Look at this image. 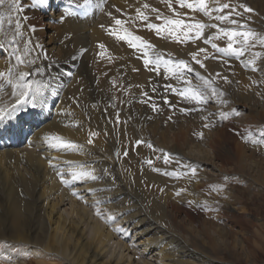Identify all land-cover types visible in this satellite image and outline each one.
I'll return each mask as SVG.
<instances>
[{
  "label": "rangeland",
  "instance_id": "obj_1",
  "mask_svg": "<svg viewBox=\"0 0 264 264\" xmlns=\"http://www.w3.org/2000/svg\"><path fill=\"white\" fill-rule=\"evenodd\" d=\"M51 1L52 0H47L46 4H41L40 0H20L19 7L21 10L19 11V13L13 11L12 7H8V9L14 13V16L11 14L8 16V18L12 16L13 18L10 19L11 23L9 20V29H3L1 31L2 35H4L6 39L13 38L15 40H25V38H27L31 41H39L37 39L38 36L35 34V31L32 32L29 31V29L33 26L35 28H40L43 19L51 13V10H49L52 6L50 4ZM137 1L138 0H136V2ZM187 2H194V0H187ZM210 2L211 0H209V3ZM220 2H230L232 4H237L240 2L246 3L254 11L249 14H244V21L247 22V26L253 31L260 35H264V0H220ZM90 3L92 4V7L96 8V4L93 1ZM91 4L89 5V7L91 6ZM172 4L173 8L168 10L170 14L166 15L168 16V18L182 19L185 21V24H194L195 22L200 21L201 23L206 22L205 24L208 25L216 23L219 27H235L232 25H228L227 22L221 23L219 21H216L214 17L218 13H216L215 11L212 12L211 17H207L198 10L188 9L186 7L182 8L178 3H176V0H172ZM9 6H11V4ZM123 6L124 5H120V7L118 5H110V11H108V13L112 12V14L115 16V11H117V9H120V11H117L120 19L123 20V22H126L128 25L129 23L131 24L132 21L131 25H133V29H131L130 31L134 35L141 37V39L150 44L151 47L147 49H140L142 51L136 48V51H134V49L130 48L125 42L117 43L115 46L122 48L127 53L122 56L124 58H119L121 66L124 67L128 65L127 67L133 68L135 60L134 57L135 55H140V52H142L143 54L146 52V58L148 59L151 58V54L157 53L156 51L162 54L167 53L172 60H178L174 56L180 57L181 55L184 57L185 54V59H188L189 64L192 66L194 65L193 67L197 68L198 72L201 73L202 76L208 79H212L214 82V86L217 87L218 91H222L223 89L225 95L223 97H220V99L226 100L227 103L218 104L216 99H210L203 105H197L195 102H186L181 97L178 99L179 95H177V97L175 96V99H178L177 101L172 97L174 93L170 91L172 95L168 93L165 99L168 100L170 98V101H168V103L170 102L171 110L166 109V106L164 107V98L162 99V97H159V95H154L147 102H151V104L152 102L156 103V105L159 107V109L156 111L158 114L152 111L151 107L149 106L150 103H145V105H143L144 103L142 104V100H140V103L142 104L141 107H143L141 108V111L147 109V112H149L151 110L150 113L146 116L147 119H150H146L143 121L141 119L135 122L132 121V123L130 124V122H128L126 119V111L127 109L129 110V101L135 95L132 92L134 88H132L131 85L128 86L122 83L124 80L120 79V77L118 80L114 73H109L107 68L100 69L99 65H105L107 64V61H102L103 64L102 62H99L98 64L94 61L90 62V59L89 61H82L81 66H84L86 61L88 62L86 63L87 73H80L79 71H76L71 81H77L74 82L77 84V86L74 84L76 87H83L82 91L85 98H83L82 101L85 102H78L76 97V102L72 98V101H69L70 104L67 103V107L69 106L68 109H66L67 113L74 112L75 115L73 116L74 118L77 116V118L73 120L72 123L75 122L73 125L72 123L70 124L69 122H67L66 127L82 126L83 130L85 128L84 132L79 135V141H81L84 145L80 144L79 147L83 148L86 145L85 148H91L92 152H90L89 154L92 158L90 157L89 159H87V161H91L86 165H94L95 167L89 169L90 175H94L96 169L105 171L106 168L107 171H105V177L98 178L94 182L100 180V182H104L103 184H106L110 183L114 179L118 180V183H122V189H124L125 191L124 197L127 198L125 201V199H121V197L123 198V196L120 197L124 205H138V211L146 208V210L149 211L150 215L156 216L158 218L160 217V219L164 223L162 221L160 222L166 227V229H168L174 235H177V237L184 239L183 241H186L188 246L194 249L196 248V250L200 252L201 256L205 255L208 259L207 263H201L199 258L195 259L194 261L196 262V264H264V183H261L257 180L258 175H261L264 171V144L254 145L252 143L253 140H264V46L255 44L254 47L250 48V50L246 51L242 56H226L223 52H216L214 49H212L210 43L205 44L203 43L204 40H202L205 33L210 34V38L218 36V29L207 27L204 29L203 36L198 39L191 38L194 33H189L190 38H185L183 32H178L177 34L180 39L175 40L167 33L165 35V32L158 34L155 30L147 28L146 25L151 21V23H154L158 26H163L165 17H161L160 20L156 19V16L160 14L159 12L146 14L149 21H142L140 19H137V13L134 14L133 12V14L136 16L133 17L130 13L129 8L127 6H125L124 8ZM104 10L105 8L103 9V11ZM239 11L242 12L243 10L241 9ZM226 12L227 10H225V14ZM152 17H154V19H152ZM234 18L239 19L238 17ZM17 20H19L23 26V37L16 36L15 24ZM86 20L93 19L92 17H89L84 21ZM51 23L54 25H58L55 22ZM97 24L98 23L96 22L95 25ZM163 40H166L168 44L170 43L172 45H161ZM212 42L216 43L218 47H226L227 38L221 37L219 39H213ZM162 46L164 47L165 51L162 50ZM180 47L183 50H181ZM190 48H192L193 50ZM200 48H204L206 51L204 53H200ZM179 49L181 50V54L178 51ZM130 50H132V52ZM185 51L187 52L185 53ZM18 52L19 49L17 47L14 48V56L12 55V57L14 58L17 54V56H20L25 62H17L18 65L24 66L21 69H16L11 65V77L13 79V84L17 83L15 77L20 72L26 71L28 69V66L31 65L26 61L32 60L30 57H25ZM193 52L198 53L197 59H200L205 64V67L202 70L199 65H196L192 60L191 54ZM254 53H260L261 55L259 58L255 59L254 64L246 66L248 65V62L254 58ZM170 54H174V56L171 57ZM205 56H207L208 58L205 59ZM136 61L137 64L138 62H143L142 60H139L137 58ZM91 65H93L94 68ZM138 66L139 68L142 67L141 64L136 65V69ZM152 68L153 67L150 65L147 68H145L144 66V68L142 67L140 70L144 69L145 71L149 72L148 70H152ZM253 68H255L256 70L253 71ZM158 69L166 71L164 69V66H159ZM193 71L195 75H190L188 79L191 78L190 80L195 85L197 83H200V81L196 77L197 71ZM159 72L160 71L156 69H154L153 71V73H156V76L161 75L166 79L169 78L167 76L169 74L165 72L164 74ZM217 73H219V75H217ZM224 77H226L227 80H225ZM81 81L83 82L82 84ZM153 82L154 80L151 79L149 81L150 85H152ZM224 85H226V87ZM141 89L142 88H139L136 84L137 103H139V99L142 96L141 93L143 90ZM150 89L151 91H153V87ZM151 99L155 100L152 101ZM172 99L173 102H171ZM174 101L177 103H175ZM161 102L164 104H162ZM159 104L162 105V108ZM85 105L87 106V108ZM181 108L189 109V111L183 112V114H179ZM233 110L238 112V115L232 114L229 115L227 119L221 118L220 112L233 113ZM169 111L171 114H169ZM76 112H78V114ZM167 113L170 116H168ZM117 114H119L118 118ZM92 115H94L95 117ZM96 115H100L99 120L105 122V126L107 127L105 128L106 130H102L98 127V119H96ZM85 116L87 117V119ZM78 117L80 118L78 119ZM88 117H91V119ZM202 117H207V119H202ZM155 118L169 123V127L167 126L166 136L168 134L169 138L171 137L170 140L167 139V141H170L172 144L170 142L169 144L166 143L164 148H161L163 152L165 151L169 154L168 163H165L164 159H162L163 154L159 151L161 149L155 147L151 142V139H153V135H151L152 130L149 129L151 124L148 121H152ZM77 120L81 121L77 123ZM84 120H87V123ZM91 120H95L93 121L94 123ZM90 121L91 123L88 124V122ZM125 122H127L128 124ZM205 123L209 125L207 128L203 127V124ZM121 124H124V126H121ZM142 124H144V126ZM198 124L200 125V128H196L199 127ZM86 128L90 130L92 134L95 133V135L89 133ZM116 128L121 130V133L118 137H116ZM129 130L131 131L128 132ZM221 130L222 132L220 133ZM201 132L203 133L202 138L196 135ZM123 133H125V135ZM205 135L207 137H205ZM245 138H247V140ZM88 139L93 140L91 144L88 143ZM137 139L143 141V143H141L139 146L135 145ZM84 140H86L87 143ZM211 140H217V144H211ZM148 143H151L157 151H153V149L149 148L147 146ZM209 143L211 148H209ZM189 148L213 149V155L210 157L209 161L214 163V165H216L218 169L214 172L210 171L207 165H213L212 163L207 164L206 162H199L197 165L192 164L194 162H191V159L188 158L186 154V157L182 154L183 152L185 153V150L187 151ZM125 152H127L128 154L125 155ZM241 154L243 155V157H241ZM202 155L203 154H200L199 157L204 158L205 156ZM100 158L102 161H100ZM105 158L108 159L106 160ZM240 159H243V164L240 163ZM148 160L152 161L151 166L146 163V161ZM98 163L101 164L96 165ZM112 165H114V168H112ZM188 165H191L192 167H195L197 169L195 176L191 175L190 170L186 167ZM258 165L262 168L260 171L254 172V170L251 171L247 169L249 166L257 168ZM153 168L159 169L160 171H153ZM165 172H177L179 173V177L177 178L176 176H168L163 174ZM226 176L228 177L227 180L224 179V177ZM88 179H86L85 183H90V185H93L94 182L91 180V178L89 177ZM63 185L64 184H62V187L66 189L68 184L64 186ZM0 188H2L1 185ZM178 190H184L181 192L180 196L175 195ZM129 193L134 195H131ZM158 200H160L161 203ZM189 201H193L194 204H189ZM154 206L155 208H153ZM158 207H160V209ZM146 210L143 209V211L147 212ZM87 212L91 213L90 218L93 221L98 222L104 228H106L109 224L107 220L108 217L106 215H103L104 211H100L101 216H98L96 214V210L93 208L87 209ZM206 220L210 223H213L214 228H216L214 234L217 238V243L216 247H211L209 244H211L213 240L210 242V240L207 239V242L210 243L208 244V249L207 247H205L203 251V249H201L200 247L201 242L199 241L200 243H198V245L197 240L198 238L199 240H201V238L203 241L206 240V235L201 230L202 226L205 225L203 223ZM113 227L115 229L118 228V226ZM197 230L199 232H197ZM200 231L203 234H201ZM122 236L123 234H120L118 238L115 237V239H113L112 241L113 243L111 242L109 244V246L111 245L110 250L113 253L120 252L118 242L119 240H122ZM125 238L126 241L128 239V242H132L130 235L129 237L128 235H126ZM1 243H3L4 245ZM14 243L16 244L17 242H8L7 240L0 239V251L2 252V254L7 255H4V258H8V255L15 256L20 254H22L20 255V258H22L23 252L21 251V249H19V247L22 245L19 243L15 245ZM7 244H9V246ZM12 244L13 247L11 246ZM133 251V255L136 256V250L133 249ZM51 262L53 264H60V262H57L56 260H50L49 262L44 261L45 264H52ZM12 263L10 262L9 264Z\"/></svg>",
  "mask_w": 264,
  "mask_h": 264
},
{
  "label": "bare ground",
  "instance_id": "obj_2",
  "mask_svg": "<svg viewBox=\"0 0 264 264\" xmlns=\"http://www.w3.org/2000/svg\"><path fill=\"white\" fill-rule=\"evenodd\" d=\"M92 1L96 4V8L92 7V4L90 3ZM89 3L91 4L90 7ZM145 3L149 4L148 9L142 7ZM50 4L52 5L51 9H49L51 10L50 15H47L43 19L40 28H35V34L38 36L37 39L39 41L35 42L25 38L26 41H30L27 49L24 48L25 40H15L13 38L6 39L4 35H2L1 31L3 29H9L8 23L9 20L13 18L14 13L8 9V7H12V5L9 6V0H5V3L0 5V12L3 13V17L0 18V45H2L0 46V72H4L5 75L8 76L7 72L9 74V69L12 71L11 65L16 69L24 67L17 64V54L14 58L12 57L13 50L17 47L19 49L18 53L25 57H30L34 61V63L29 65L28 69L24 71L35 73V75L30 74L28 79L40 80L46 85V87L43 88L42 95L37 100V107H32L30 103L21 105L12 117L6 118L4 121V124L8 125L7 128H3V126L0 125V129H2L0 130V185L2 186V188H0V239L21 244L22 246H20L19 249L23 252L22 258H20V255L22 254L15 256L8 255V258H4V255L6 254H2L0 251V264H9L10 262H13L12 264H45L44 261L49 262L50 260H56L57 262H60V264H196L194 260L198 258L201 263H207L208 259L203 253L204 256H201L196 248L194 249L188 246L186 241H183L184 239L177 237V235H174L166 229V227L160 222L162 221L160 217L158 218L150 215L146 208L143 209L148 213L143 211V209L138 211V205H124L122 200L125 199L126 201L127 198L124 197L125 191L122 189V183L117 182L118 180L113 179L112 181L110 180V183L103 184L104 182H100V180L94 182L91 179L95 183L92 182L93 185L85 183L88 178L83 181H73L70 173L80 171L90 173L89 169L95 167L94 165H86L91 161H87V159L91 157L89 154L92 152L90 147L87 149L85 148V145L83 148L79 147L80 150L78 151H63L53 149L49 146L50 143L56 142L55 140L50 139L53 137H59L61 141H68L78 146L83 144L79 141V135L84 132L85 128L83 130L82 126L66 127L67 122L71 124L73 120L77 118V116L74 118V112V114L72 112L67 113L66 109L69 107H67V103L72 101V98L75 101L77 97L78 102H85L82 101V99L85 98L82 91L83 87H76L77 84L74 82L77 81L73 80L74 82H72L71 80L76 71L87 73L86 63H88L87 61H89V59L90 62L94 61L97 64L102 61H107V64L99 65L100 69L107 68L109 73H114L118 80L119 77L124 80L122 83L128 86L131 85L132 88H134L132 92L135 95L129 101V110L127 109L126 111V119L130 124L132 121L135 122L141 119L142 121L146 120L147 114L151 111L147 112V109L141 111V108H143L141 105L143 103L141 104L140 100L149 101L154 95H159V97H162V99L164 98L165 100L168 93L172 95L170 90H165V86L168 84H171L177 89L187 86L182 81H177L174 75L160 69H158V71L163 74L164 72L169 74L167 75L169 78L166 79L161 75L156 76L157 72L153 73L154 69L157 70L155 63L151 65L153 68L152 70H148L149 72L144 69L140 70L142 67L144 68V64L143 62H138L137 64L136 58L143 61L147 56L142 52H140V55H135V60L133 59V68L127 67L128 65L124 67L121 66L119 58L127 53L125 50L116 47L115 45L123 41H118L115 35L109 34L114 30L123 34L121 27L127 28L129 32L133 29V25H131L132 21L129 25L126 22H124L122 26L115 25L114 20L117 18L120 19V17L119 14H117V11H115V16L117 18L112 12L108 13V11H110V5H118L119 7L120 5H124V8L127 6L133 17L135 16L134 14H136L137 8H140L145 15L153 14L154 12H152L151 9L155 8L157 9V12L160 13L159 15L161 17L168 18L166 15L170 13L167 4L164 0H138L137 2L136 0H88L87 3L85 0H52ZM69 6H76L77 10L73 11L68 8ZM104 8L105 10L103 11ZM10 14L13 16L8 18ZM89 17H92L93 20L84 21ZM152 19H154V17H152ZM51 22H55L58 25H54ZM96 22L98 23L97 25H95ZM166 33L167 32H165V35ZM207 38H210V34L205 33L202 40ZM98 44H104L105 48H99ZM37 45H39V47H37ZM161 45L169 46L172 44H168L166 40H163ZM162 50H164V47ZM181 50L183 49L181 48ZM181 50H178L180 54ZM130 51L132 52V50ZM134 51H136V49H134ZM187 51H185V53ZM25 52L27 55H25ZM101 52L103 55H99ZM156 52L157 53L151 54L150 56L152 61L156 60L158 54L162 55L164 60H172L167 53L162 54L158 51ZM170 55L171 57L174 56V54ZM185 56L186 55L184 54V57L181 55L180 57H174L178 60L183 59L189 63L188 59H185ZM84 60L87 61L84 66H81L82 61ZM140 64L142 67L139 68L138 66L137 71H133V69H136V65ZM160 65L164 66L165 69L163 62H161L159 66ZM37 68L40 69L39 73H36ZM193 69L198 72L197 68L193 67ZM193 72L185 71L184 77L188 79L190 75L194 74ZM151 79L154 80L152 85L149 83ZM82 83L83 82L81 81V84ZM136 84L139 88H142V92L147 93V95H140L141 98L139 99V103L136 101ZM224 86L226 87V85ZM152 87L155 88L158 93L156 91H151L150 88ZM175 96L177 97V94L174 93L172 97L174 100L178 101L180 96L178 99H175ZM17 98L18 91L16 94H13V88L11 85H8L4 80L0 79V109L10 108L15 104ZM169 99L168 101H170ZM154 100L155 99L152 101ZM171 102H173V99ZM147 103H150L151 105V102ZM143 105H145V103ZM160 106L162 108V105ZM165 106L166 109H170V102L164 104V107ZM76 113L78 114V112ZM169 114H171L170 111ZM179 114H183V112L179 111ZM99 116L96 115V119H98V127L102 130H106V124L102 120H99ZM17 117H19V119H17ZM79 118L80 117H78V119ZM88 118L91 119V117ZM156 118L152 121H148L151 124L150 128H148L152 130L151 135H153V139H150L155 147L163 149L166 143L169 144L170 142H168L167 139L170 140L171 138H169L168 134L166 136L169 123ZM9 119L11 121L10 124ZM79 121L81 120H77L76 122L78 123ZM91 121L88 122V124L91 123ZM85 122L87 123V120ZM74 123H72V125ZM124 124H121V126H124ZM142 125L144 126V124ZM196 128H200V125ZM119 129L116 130V137L121 133V130ZM130 131L131 130L128 132ZM88 132L91 133L90 130H88ZM221 132L222 130L220 133ZM123 134L125 135V133ZM205 137L207 136L205 135ZM84 141L86 142V140ZM210 143L216 145L217 140H211ZM210 143L209 148H211ZM209 148H189L182 154L184 156L186 154L188 158L191 159V162H194L192 164L197 165L199 162L210 164L212 163L209 160L213 155V149ZM200 154H203L202 156L205 157H199ZM241 157H243L242 154ZM53 158H55L53 160V163L56 164L55 168L50 167L48 163V161ZM100 161H102L101 158ZM240 163L243 164V159H240ZM100 164L101 163H98L96 165ZM212 164L213 165L207 166L210 171L214 172L218 168L214 163ZM112 168H114V165H112ZM247 169L256 172L260 171L262 168L258 165L257 168L249 166ZM57 171L61 172L64 175V179L69 182L66 189L62 187L60 177L56 174ZM104 174V170L96 169L94 176L102 178L105 177ZM257 180L264 183V171L261 175H258ZM73 192L78 193L79 198L72 195ZM121 196H123V198ZM97 201H99L98 204L96 203ZM92 208L95 209L96 212L97 209H99V211H104L103 215L113 217V221L109 222L107 227L104 228L101 224L90 218L91 213L87 212V209ZM153 208H155V206ZM158 208L160 209V207ZM203 224L205 225L202 226L201 230L206 235V240L203 241L202 238L201 240L198 238L197 244L201 242L200 247L204 251L205 247L208 249V244L212 240L213 244L211 243L209 245L211 247H216L217 238L214 234L216 231L214 224L207 220ZM113 226H123L125 230L123 232H117ZM197 232L199 231L197 230ZM120 234H123V238H121L122 240H119L118 242L120 252L113 253L110 250L111 245L109 246V244L115 239V237L118 238ZM126 235H128V237L130 235L132 242L130 240V242H128V239L127 241L125 240ZM207 239H209L210 242H207ZM7 245L9 246V244ZM11 246L13 247V244ZM133 249L136 250V256L132 253Z\"/></svg>",
  "mask_w": 264,
  "mask_h": 264
},
{
  "label": "snow or ice",
  "instance_id": "obj_3",
  "mask_svg": "<svg viewBox=\"0 0 264 264\" xmlns=\"http://www.w3.org/2000/svg\"><path fill=\"white\" fill-rule=\"evenodd\" d=\"M85 2L87 3L88 0H85ZM164 2L167 4V7L169 9L173 8V4H172V0H164ZM5 3V0H0V5H3ZM9 3L12 5V10L19 12L21 9L19 7L20 4V0H9ZM41 4H46L47 0H40ZM176 3H178L182 8L186 7L188 9H195L198 10L199 12H202L204 14V16L207 17H211L212 16V12L215 11L216 13H218L214 19L216 21H219L221 23L227 22L228 25H232L235 27H219L216 23H213L211 25L205 24V23H201L200 21L195 22L194 24H185V21L182 19H171V18H164V24L163 26H158L156 24L153 23H148L146 26L148 29H153L155 30L158 34L159 33H163V32H167V34L170 37H173L174 39H180V37L178 36V32H183V35L185 38H190L189 37V33H194V35L191 37L193 39H198L201 36H203L204 34V29L207 27H211L213 29H218V36H214L211 38H207L204 40L205 44H211L212 49H214L216 52H223L226 56L227 55H234V56H242L246 51L250 50V48L254 47L255 44H259L261 46H264V35H260L258 33H256L255 31H253L251 28H249L247 26V22L244 21V14H249L252 13L254 10L249 7L246 3L240 2L237 4H232L230 2H224L221 3L220 0H211V2L209 3V0H194V2H187V0H176ZM144 9H148L149 8V4L145 3L142 6ZM243 10L242 12L239 10ZM152 12H157V9L152 8L151 9ZM225 10H227L226 14H225ZM117 11H120V9H117ZM136 13H137V19H140L142 21H147L148 20V16L144 14V12L141 11L140 8L136 9ZM3 17V13L0 12V18ZM234 17H238L234 18ZM157 20L161 19L160 15L156 16ZM243 21V22H242ZM11 23V20H10ZM115 25L117 26H122L123 25V21L121 19H115L114 20ZM22 24L19 20L16 21L15 24V29H16V36H22L23 32H22ZM29 31L34 32L35 31V27H31L29 29ZM121 31L123 32V34H120V32L118 31H113L111 33H109L110 35H115L116 39L118 41H123L125 42L130 48H139V49H147L149 47H151L150 44H148L146 41L142 40L141 37L134 35L133 33L129 32L127 29L122 28L121 27ZM221 37H226L227 38V45L226 47H218L216 43H213L212 40L213 39H219ZM30 41H25L24 42V48L27 49L28 43ZM239 45V46H237ZM2 46V45H0ZM37 47H39V45H37ZM98 47L101 49L105 48L104 44H98ZM206 50L204 48H200L199 52L200 53H204ZM145 56L147 55V53H144ZM25 55H27V53L25 52ZM99 55H103V53H99ZM197 55L198 53L193 52L191 54L192 56V60L195 62L196 65H199V67L201 69H203L205 67V64L200 60L197 59ZM260 53H254L253 54V59L250 60L248 62L249 66L251 64L255 63V59L260 57ZM208 57L205 56V59H207ZM16 60L18 63H24L25 61L22 60V58L20 56L16 57ZM28 64H33L34 61L29 60L26 61ZM163 62L165 65V70L166 72L172 74L175 76V78L177 79V81H182L185 85H187L186 87H183L181 89H177L175 87H173L171 84H168L165 86V90H170L173 93L179 95L184 101L186 102H195L197 105H203L205 103H207L210 99H216L217 102L219 104H226L227 101L220 99V97H223L225 94L223 91H218V89L214 86L213 80L212 79H208L204 76H202L199 72H196V77L199 79L200 83L198 84H193L192 81L190 79H187L184 77V72H193V67L185 60L183 59H179V60H164L163 56L158 54L156 56V60L152 61L148 58H145L143 60V64L144 66L147 68L150 65H152L153 63H155V65L157 66V70H158V66L159 64ZM256 69L253 68V71H255ZM133 71H137V69H133ZM40 69L37 68L36 69V73H39ZM31 75H35V73H29V72H20L16 77L15 80L17 81V83L13 84V79L11 78L12 73H11V69H9V74L8 76L5 75L4 72H0V79L4 80L8 85H11V87L13 88V94H16L18 91V98L16 99L15 104H13L10 108L8 109H0V125L3 126V128H7L8 125L4 124V121L6 120V118H10L13 116L14 113L17 112V110L19 109V107L21 105L24 104H31L32 107H37V100L38 98L42 95L43 93V88L46 87L45 84H43L42 81L40 80H32V79H28V77ZM217 75H219V73H217ZM225 80H227L226 77H224ZM156 89L153 88V92H155ZM142 95H147L146 92H142ZM165 104L168 103V100L165 99L164 100ZM141 103H147V101H141ZM151 109L152 111H157L158 110V106L155 103H152L151 105ZM181 112H187L189 111V109L186 108H181L180 109ZM232 114H237L238 112H236L235 110H233V113H229V112H220V116L223 119H227L229 117V115ZM119 117V114H117V118ZM17 119H19V117H17ZM202 119H207V117H202ZM11 123L10 119H9V124ZM209 125L207 123H205L203 125V127L207 128ZM2 130V129H0ZM92 135H95V133H93ZM198 136H200L201 138L203 137V133H198L196 134ZM52 140H55V143H50L49 146L53 149H57V150H63V151H78L80 150L78 145H74L71 142L68 141H61L59 137H53L50 138ZM247 140V138H245ZM88 143L91 144L92 140L89 139ZM141 143H143L142 140L137 139L136 140V145L139 146ZM252 143L254 145L256 144H264V140L261 141H257V140H253ZM147 146L151 149H153V151H157L154 146L151 143H148ZM162 154H163V159L165 163L169 162V154L166 152H163V150H159ZM125 155H127L128 153L125 152ZM53 159H50L48 161L49 166L55 168L56 164L53 163ZM146 163H148L150 166L152 164L151 160L146 161ZM189 170L192 176L196 175L197 169L195 167H192L191 165L186 166ZM105 171H107L105 169ZM153 171H160L159 169L153 168ZM57 176L60 177L61 183L64 185H67L69 182L67 180L64 179V175L57 171L56 172ZM165 175L168 176H176L177 178L179 177V173L177 172H165L163 173ZM72 180L73 181H83L86 178H91L93 181H95L96 179H98V177L94 176V175H90V173L85 172V171H80V172H72L70 173ZM225 180L228 179V177H224ZM184 190H178L175 195L180 196L181 192ZM72 195L77 196V198H79V194L76 192H73ZM97 204L99 203V201L96 202ZM189 204H194L193 201H189ZM96 214L98 216H101V213L99 210H97ZM113 217L109 216L107 218L108 222L113 221ZM125 229L123 228V226L118 227L115 229V231L117 232H123Z\"/></svg>",
  "mask_w": 264,
  "mask_h": 264
}]
</instances>
